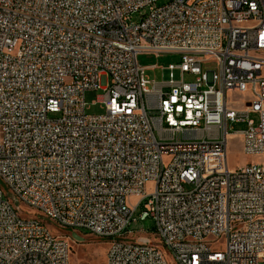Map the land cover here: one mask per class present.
I'll list each match as a JSON object with an SVG mask.
<instances>
[{
  "label": "built area",
  "instance_id": "2783aa9c",
  "mask_svg": "<svg viewBox=\"0 0 264 264\" xmlns=\"http://www.w3.org/2000/svg\"><path fill=\"white\" fill-rule=\"evenodd\" d=\"M140 54L180 61L154 82ZM235 123L264 158V0H0V264H69L24 208L109 240L105 264H264V163L229 169Z\"/></svg>",
  "mask_w": 264,
  "mask_h": 264
},
{
  "label": "rangeland",
  "instance_id": "374dc122",
  "mask_svg": "<svg viewBox=\"0 0 264 264\" xmlns=\"http://www.w3.org/2000/svg\"><path fill=\"white\" fill-rule=\"evenodd\" d=\"M162 2L158 3L161 5ZM138 15L133 16V20H137ZM180 61L179 55L175 54H140L137 57V62L140 66L145 68V75L150 81L154 82H166L169 80V72L166 67L171 64H177ZM174 79L179 80L180 75L178 71H174ZM185 81H190L192 78L186 75L184 77ZM107 78L105 76L100 78V84L105 85ZM103 95V91L100 89L88 91L85 93V102L87 104L86 113L88 115H101L104 110L100 103L99 98ZM240 94L230 93L229 98H238ZM246 98V95L245 97ZM238 104V107L242 105V101ZM256 121L257 118L252 116ZM246 129L245 123H235L231 125L230 132H233L231 136L228 137V150H227V164L229 169L232 171L236 168H242L247 164L254 163H264L263 157L248 156L242 152V138L239 132ZM133 203V199L130 200ZM25 213L30 216H34L42 220L44 225L49 229V231L56 237L66 240L70 246V258L69 264H105V254L109 248V240L101 239L86 231H70L67 229H62L58 227L51 221L43 219L39 215L31 212L30 210L24 208ZM140 207H138L134 213V219L136 220L132 226L131 230L133 232V237H149L151 241L157 244L153 239L154 235V224L147 219H141ZM76 235L78 239L74 237ZM158 246V244H157Z\"/></svg>",
  "mask_w": 264,
  "mask_h": 264
},
{
  "label": "water",
  "instance_id": "95a60500",
  "mask_svg": "<svg viewBox=\"0 0 264 264\" xmlns=\"http://www.w3.org/2000/svg\"><path fill=\"white\" fill-rule=\"evenodd\" d=\"M74 237H75L76 239H78V237H77L76 235H74Z\"/></svg>",
  "mask_w": 264,
  "mask_h": 264
}]
</instances>
